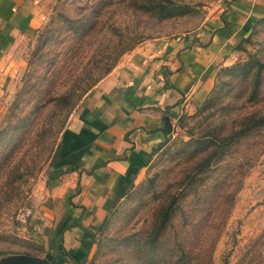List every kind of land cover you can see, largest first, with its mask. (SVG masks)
Wrapping results in <instances>:
<instances>
[{
  "label": "rangeland",
  "instance_id": "rangeland-1",
  "mask_svg": "<svg viewBox=\"0 0 264 264\" xmlns=\"http://www.w3.org/2000/svg\"><path fill=\"white\" fill-rule=\"evenodd\" d=\"M148 1L32 3L39 25L24 39L20 68L0 102V262L16 255L44 258L46 249L58 258L59 226L40 217L52 203L48 177L61 133L95 88L83 92L86 79L107 65L111 73L141 45L191 32L228 0H154L156 9L133 8ZM132 37L138 44L119 54ZM239 43L236 59L217 73L212 108L171 124L163 145L94 231L89 253L71 252L75 260L264 264V124L202 166L215 143L204 135L230 134L245 117L264 115V20ZM236 64L247 72L263 65L257 101H248L250 78L223 71ZM26 209L30 215L21 224L17 215Z\"/></svg>",
  "mask_w": 264,
  "mask_h": 264
},
{
  "label": "crops",
  "instance_id": "crops-1",
  "mask_svg": "<svg viewBox=\"0 0 264 264\" xmlns=\"http://www.w3.org/2000/svg\"><path fill=\"white\" fill-rule=\"evenodd\" d=\"M32 3L0 0V102L20 68L24 39L39 25ZM262 20L264 0H228L191 32L141 45L92 90L55 148L52 203L40 217L59 230L76 223L63 234L72 258L89 253L94 231L102 229L117 195L131 187L133 170L137 177L171 124L203 104L218 71L233 63L235 47Z\"/></svg>",
  "mask_w": 264,
  "mask_h": 264
},
{
  "label": "trees",
  "instance_id": "trees-1",
  "mask_svg": "<svg viewBox=\"0 0 264 264\" xmlns=\"http://www.w3.org/2000/svg\"><path fill=\"white\" fill-rule=\"evenodd\" d=\"M133 8H135L137 10H142V9L148 10V9H156L157 5H156L154 0H149L147 3V6L134 5ZM254 29H255V26L252 28V31ZM138 40H139V37L128 38L127 42L125 43V47L121 46V50H120L119 54H123L127 51L132 50L134 48V46L136 44H138ZM239 44L240 43H238V45H237L238 47L240 46ZM262 68H263V65L259 66L258 68H251V70L249 72H247V68L245 65L236 64L232 67H228V68L223 69V71L227 72L229 75H231L232 73H235V72H243V77H242L243 79L250 78L249 81H250V83H251L250 85L252 87L250 89V95H249L248 101L249 102H255L258 100V93H259L258 88L260 86V75H261ZM111 69H112V67H110L108 65L106 67H101L99 69H96L94 71V72H96V73H94V76L92 75L93 76L92 77L90 75V79L89 80H88V78L86 79L87 83L84 85L83 92H85L86 90H88L91 87H96V85H98V83L104 79L103 76H105V75L107 76L110 73ZM218 90H219V87L214 85V87L212 88V90L208 94V96L206 97L203 104L197 109L199 115L205 114V112H207L209 109L212 108L213 101H214V99L218 93ZM263 124H264V115L259 117V118H256L255 115L251 114V115H249L243 119V121L239 125V129L233 131V133H230V134L221 133L217 136H210V135L204 133L206 135L203 136L202 140H206L205 138H211L212 137L216 144L215 143L213 144L214 148L205 157V159L202 163V166L209 164L215 157L220 156V155L221 156L224 155V153L227 151L226 149L229 146H232L236 139L239 140L240 138L245 137L248 134L247 133L248 131H250L253 128L260 127ZM64 133H65V130L62 131L61 136H63ZM167 134H169V133H167ZM138 168H140V167H138ZM136 174H137V169L133 170V173L130 175L131 181H130L129 185L131 187L133 186L132 182L135 179ZM77 193H78V189H76V194ZM124 193H126V190L122 194L117 195V197H116L117 200H119L123 196ZM168 212H169V210H168ZM167 218H168V215H166L165 219L163 220V222H161L159 227H161V225H164ZM74 225H76V223L64 226L63 228L58 230V232L56 233L55 244H56V251L58 253V258L54 257L51 253H49L50 251H48V253L44 257L51 264H63L66 261V259L67 260L70 259V262L73 264H85L86 259L79 260V261L73 260V258L70 256V254L63 247V234H64V232L70 230V228H72Z\"/></svg>",
  "mask_w": 264,
  "mask_h": 264
},
{
  "label": "water",
  "instance_id": "water-1",
  "mask_svg": "<svg viewBox=\"0 0 264 264\" xmlns=\"http://www.w3.org/2000/svg\"><path fill=\"white\" fill-rule=\"evenodd\" d=\"M167 121V119H164ZM0 264H51L45 258L27 256V255H16L7 260H3Z\"/></svg>",
  "mask_w": 264,
  "mask_h": 264
},
{
  "label": "built area",
  "instance_id": "built-area-1",
  "mask_svg": "<svg viewBox=\"0 0 264 264\" xmlns=\"http://www.w3.org/2000/svg\"><path fill=\"white\" fill-rule=\"evenodd\" d=\"M30 215V210L29 209H26L24 211H21L18 215H17V218L19 219H22L21 221H19V223L21 224H25L27 218L29 217ZM25 216V217H24Z\"/></svg>",
  "mask_w": 264,
  "mask_h": 264
}]
</instances>
